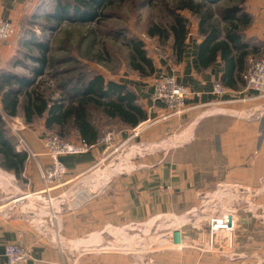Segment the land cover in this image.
I'll list each match as a JSON object with an SVG mask.
<instances>
[{
    "label": "crops",
    "instance_id": "obj_1",
    "mask_svg": "<svg viewBox=\"0 0 264 264\" xmlns=\"http://www.w3.org/2000/svg\"><path fill=\"white\" fill-rule=\"evenodd\" d=\"M238 1L247 17L237 24L241 35L247 40L250 51L254 50V55H261L259 58L264 59V0ZM38 2L0 0V22H10L20 32L22 19L35 11ZM197 23L190 33L188 29L182 55L172 49V61L159 63L155 74L156 78L162 74L174 76L187 87L193 93L188 101L192 111L160 121L144 129L139 136V142L151 148H165L166 154L157 158L154 166L146 167L151 170L148 173L138 175L135 180L118 179L99 197L62 216L60 224L64 229V241H67L63 249L37 233L19 213L15 212L11 219H6L0 209V255L7 245L17 244L31 251L32 259L27 264H140L143 253H115L105 248L95 251L88 241L98 233L102 237L107 233L106 229H125L133 222L145 221L158 214L180 216L198 205L199 193L213 191L221 183L238 184L252 190L261 188L264 179V97L236 103V113L249 110L260 116L256 119L226 112L214 114L218 112L216 110L211 111L213 113L197 111L199 106L207 107L218 101L213 95L216 83H221L226 90L223 101L240 95L255 96V93L245 91L246 72L231 70L229 77L226 76L220 57L205 68L200 64L203 38ZM14 49L16 42H0V71L11 65ZM154 82V79L132 78L119 83L133 88L147 113L148 119L141 124L159 120L167 114L163 103L152 101ZM133 131L127 128L120 135L129 136ZM7 135L16 151L13 135L9 131ZM26 138L38 154L43 152L42 142L36 135L29 132ZM98 146L85 155L63 157L61 161L67 167V176L78 179L90 171L103 152V147ZM40 157L48 164L45 155ZM3 161L0 155V163ZM36 178L40 180L38 175L33 180ZM258 203L264 206V191L258 197ZM239 219L234 249L241 259L234 264H264V221L246 214L240 215ZM190 237L194 239L195 236ZM104 239L101 238L102 244L107 246L109 237ZM79 241H86L85 246ZM75 242H79L80 248L74 250L69 244ZM187 254L186 259L174 256L171 264H230L217 261L211 255L199 258ZM1 260V264L6 261L3 257Z\"/></svg>",
    "mask_w": 264,
    "mask_h": 264
},
{
    "label": "rangeland",
    "instance_id": "obj_2",
    "mask_svg": "<svg viewBox=\"0 0 264 264\" xmlns=\"http://www.w3.org/2000/svg\"><path fill=\"white\" fill-rule=\"evenodd\" d=\"M187 1L188 0H111L103 11H101L98 19L92 23L75 24L66 21L58 27H53L52 25H49V22L44 20V17L31 21L26 28L28 30L25 29V31H28V37L33 38L38 42L49 43L53 49L51 51V57L58 62L53 68L46 71L43 78L38 80L40 81L39 84L41 86L40 92L50 100H59L62 95L60 87L64 81L73 80L77 82L78 79L86 81L97 75L102 76L106 81L116 82L118 84L132 78L149 81L154 79L155 82L152 94L153 101L155 83L159 78L171 77L177 81L176 77L167 74L159 75L157 78L155 77L159 63L166 62L169 64L172 61L171 45L173 44V40L171 27L174 25L175 17L180 16L188 21V29L190 28L189 33L192 31L193 25L198 24V16L187 10V8H183L186 6ZM52 3L53 2L51 1H47V6H52ZM194 5H196L195 2ZM208 8L210 11L207 12V9H202V13L210 14L214 17V22L219 23L218 18L221 14L220 9H213V6ZM47 11L48 9H42L39 16L45 14ZM220 29L224 30L222 24H220ZM16 30L17 36L11 41L5 42L10 44L16 42V49H14V56L10 63L11 65L6 68V70H1L0 74L3 72H11L20 76L31 77V72L27 70V67L37 69L39 65L26 58L28 53L34 52V50L28 52L23 47V39L27 37V33L22 32L21 28L20 32L17 27ZM134 43H141V50L145 52L147 58L153 61L155 67L154 74L150 71L151 69L148 65L141 60H137L136 63L142 66L144 73L142 74L133 68V53L135 52H133V46L131 44ZM33 54L35 55L36 53ZM259 56L261 55L252 54L248 58L249 62L245 70L246 73L249 69L250 61L261 60ZM177 83L181 85L178 81ZM125 85L134 92L130 85ZM189 92L193 94L190 90ZM1 97L2 96H0V109ZM190 98L191 95L186 101L182 113L179 115H183L186 111H192L188 106ZM139 104H141L140 101ZM235 106L236 104L216 105V103H213L207 105V107L199 106L197 111H203L205 113L217 110L218 112L214 114H218L219 112L233 113L235 112ZM0 113L3 114L2 111H0ZM18 113L19 114L15 117L4 116L6 133L7 131L10 132L8 126L9 124L10 126L12 125L11 118H18L26 127V131L23 132V134L27 143L32 151L39 156L45 155L44 141L48 137H58L61 141L67 144H74L82 140L77 134H75L76 132H74L70 125L65 126L61 130L56 126L49 129L47 127V115L43 118L35 115L32 123L28 124L22 107ZM168 115L169 111L167 110V114L162 116L159 120L143 123L139 125L137 129H134L132 135L122 136L120 134L127 129L125 125L116 120H101V113H93V116H95L94 121L96 125H98L100 132L99 141L96 144L103 147V152L100 159L94 164L95 166H93L91 170L85 173L81 178L74 179L75 177L67 176L63 181L59 182V184L52 187V198L61 202L62 200H60V198L63 199L65 203L63 209L67 210L65 214L73 212L76 208L84 205L90 199L99 197L102 191L114 183V181L116 182L118 179L123 178L135 180V178H138V175H144V173L151 171L150 169H146V167L154 166L156 159L166 154L164 150L165 148L148 147L147 144L139 142V136L144 129L153 127L160 121H167L170 120L171 117L179 116L175 115L168 117ZM165 116L168 118L165 119ZM135 130L139 132L138 136L135 135L137 132H135ZM29 132L30 134L32 133L36 135L42 142L44 148L41 154H38L28 142L26 133ZM110 134L114 137L112 141H110L109 144H101V141ZM41 159V157L36 159L30 158V161H26L28 164H26L25 169L18 175V177L14 172L7 171L0 167V170L7 176L14 177L13 180L5 179L3 183L0 182V199L5 197L6 194L21 195L23 193H29L31 195H37L46 190L40 176L38 165L45 166L46 164L43 163ZM109 174L110 178L106 181L105 176H108ZM37 175L40 177V180L36 178L34 181L33 179L37 177ZM34 183L37 184L35 185ZM81 188L84 193L83 200L81 199L80 202L75 203L76 201L74 199L75 197H73V193L76 189L78 190ZM97 192H101L99 196H92ZM29 202H26V204H29ZM185 213L180 216L174 213L158 214L154 217L146 218L145 221L134 223H148L150 220L159 216H174L180 218L185 215ZM65 214L62 216L64 217ZM244 214L246 213L242 212L239 214L238 221L240 220V215ZM246 215L252 217L251 214ZM60 220L62 222L61 217ZM163 220L164 219L161 218L160 221L155 224V227L161 224L160 230L162 232L165 230V227H171L165 225V223H171L170 219H167L166 221ZM155 221L157 220H153L146 224V229H143L145 235L148 234ZM60 223L59 231L60 237L63 239V246L55 242L53 244L58 247L60 246L63 249L64 245H67V241H64V229H62ZM105 231L107 233L101 238L104 237V240H108L106 238L107 236L109 237L107 246L102 244L106 250H113L115 253L126 254L136 252L143 253L144 256L142 260L139 261L140 264H171L174 256L186 259V255H188L187 252L189 255L195 257L199 256V258L200 256L211 255V257L215 258L217 261L219 260L234 264L229 260L220 258L217 254H203L190 249H182L179 251L169 250L170 246L163 247L164 245H159V240H157L156 244L150 245L146 240L138 237V231L115 228L114 230L113 228H109ZM162 232H159L160 236H162L161 234H168V231ZM181 232H183L181 233L183 236H195L197 234L189 227L183 228ZM153 233L154 230L151 231L150 237L148 238L152 237V241H155L157 237H153ZM48 238L52 241L50 236H48ZM161 240H163V238H161ZM69 246L74 250L76 249L74 243L69 244ZM93 250L100 251L102 248L100 249L94 246Z\"/></svg>",
    "mask_w": 264,
    "mask_h": 264
},
{
    "label": "trees",
    "instance_id": "obj_3",
    "mask_svg": "<svg viewBox=\"0 0 264 264\" xmlns=\"http://www.w3.org/2000/svg\"><path fill=\"white\" fill-rule=\"evenodd\" d=\"M51 1L52 6H47ZM111 0H39L35 11L22 19L20 28L25 31L31 21L45 18L49 25L58 27L66 21L75 24H88L98 19L99 14ZM238 0H188L186 6L190 12L198 16L200 34L203 38L199 60L205 68L221 58L225 68L226 76L237 70L245 73L248 66V57L253 54L250 46L241 35L238 23L245 20L246 15L240 7ZM194 2L196 5H194ZM46 5V6H44ZM219 8L220 16L218 22L208 13H202V9L208 7ZM50 8V9H49ZM42 9L48 11L39 16ZM220 24L224 30L220 29ZM28 30V29H26ZM173 40L172 49L182 55L185 40L188 35V21L183 17H175L174 25L171 27ZM23 47L29 52L26 58L38 64L37 69L27 67L31 77L16 75L11 72L0 74V155L3 162L0 167L14 172L17 177L26 167L27 157L16 153L14 146L5 130L4 116L15 117L21 107L25 112L26 122L32 123L33 117L43 118L47 115V127L51 129L56 126L64 128L70 125L80 139L89 144L99 141V127L94 121V114L101 113V120H116L128 129H136L142 122L146 121L147 113L139 104L136 94L124 84L106 81L100 75L91 77L86 81L78 79L77 82L64 81L61 85V97L59 100H50L40 92L39 79L45 76L48 69L53 68L57 61L51 57L52 48L47 42H38L33 38L25 37ZM133 46V68L144 73V69L137 60L145 62L154 74L155 67L151 59L146 57L141 50V43L131 44ZM33 53H36L35 55ZM22 100V101H21ZM100 112V113H99Z\"/></svg>",
    "mask_w": 264,
    "mask_h": 264
},
{
    "label": "built area",
    "instance_id": "obj_4",
    "mask_svg": "<svg viewBox=\"0 0 264 264\" xmlns=\"http://www.w3.org/2000/svg\"><path fill=\"white\" fill-rule=\"evenodd\" d=\"M16 36V26L10 22H0V42L11 41ZM244 81L247 89L245 91L255 93L253 98L240 95L229 101H223L222 98L225 96L226 90L221 83H216L213 88V95L218 98L216 105L246 103L253 99L263 98L264 59L250 61L249 69L244 75ZM154 90L153 101L165 104L169 111L168 117L181 114L186 101L190 95H193L186 87L179 85L171 77L159 78L155 83ZM232 114L234 116L243 115L248 119L260 117L249 110L244 113L233 112ZM168 117L165 116L164 118L167 119ZM11 121L12 125L10 126L9 124L8 128L15 139L16 151L19 154L26 155L27 161H30V158H40L39 155L32 151L24 137L23 132L26 131L24 123L18 118H11ZM138 133L137 131L135 135L138 136ZM113 138V135L110 134L101 141V144H109ZM97 146L98 144H89L85 140L67 144L58 137H48L44 141V149L45 157L49 164L45 166L38 164L40 176L46 190L37 195L29 193L21 195L6 194L5 197L0 199L1 214L6 219H11L15 212L19 213L42 237L50 236L53 242L63 246L59 223L61 222L60 217L67 210L63 209L65 203L62 198H60L62 202L57 201L51 195L52 187L63 181L68 174L67 167H65L61 159L66 156L88 154L95 150ZM217 186L213 191L199 193L197 196L198 205L186 212L182 217L159 216L150 220L148 223L153 220L157 221H155L147 235L144 234L143 229H146L145 226L148 223L133 222L125 229L138 231V237L146 240L150 245L156 244L157 240H159L160 243L158 244L164 245L163 247L170 246L169 250L190 249L203 254H217L220 258L235 263L241 259L240 254L235 252L234 249L239 214L244 212L251 214L253 219L264 221V206L258 203V197L264 191V179L261 181V188L258 190L230 183H221ZM100 193L97 192L92 196H99ZM73 195L75 203L80 202L81 199L83 200L84 193L82 188L76 189ZM26 202H29V204H26ZM161 218L165 221L167 219L171 220V223H165L166 226L171 227H165L163 231H168V234H161L162 236L159 233L162 232L160 230L161 224L155 227V224ZM227 218L231 219L230 222L227 221ZM187 227L197 233L194 239L181 234L183 233L181 232L182 229ZM152 229L154 230L153 237H157L155 241H152V237L148 238L151 231H153ZM2 257L6 260L4 264H27L32 259L31 251L17 244H10L5 247L3 255H0V264Z\"/></svg>",
    "mask_w": 264,
    "mask_h": 264
},
{
    "label": "bare ground",
    "instance_id": "obj_5",
    "mask_svg": "<svg viewBox=\"0 0 264 264\" xmlns=\"http://www.w3.org/2000/svg\"><path fill=\"white\" fill-rule=\"evenodd\" d=\"M217 111V110H216ZM172 144V143H171ZM167 146V145H166ZM169 146V145H168ZM170 147V146H169ZM106 177V181L110 178V174L108 175V176H105ZM5 179H8V180H13V177H9V176H7L4 172H2L1 170H0V182L1 183H3L4 182V180ZM105 181V182H106ZM122 231V230H121ZM123 232V231H122ZM90 239H91V237H90ZM89 240V239H88ZM80 243H81V241H79ZM79 242L78 243H74V246L75 247H79L80 248V244H79ZM85 242L86 241H82V243H84V244H82V246H85ZM90 244H92V245H94V246H96L97 248H102V249H104L105 247L102 245V241H101V235L98 233L97 235H93V237H92V240H90V241H88ZM88 245L89 244H86V246L88 247ZM91 246V245H90Z\"/></svg>",
    "mask_w": 264,
    "mask_h": 264
},
{
    "label": "water",
    "instance_id": "obj_6",
    "mask_svg": "<svg viewBox=\"0 0 264 264\" xmlns=\"http://www.w3.org/2000/svg\"><path fill=\"white\" fill-rule=\"evenodd\" d=\"M230 220H231L230 218H227V221H228V222H230Z\"/></svg>",
    "mask_w": 264,
    "mask_h": 264
}]
</instances>
